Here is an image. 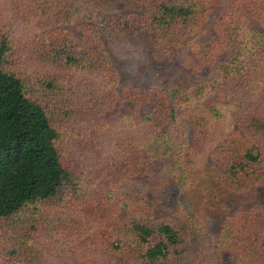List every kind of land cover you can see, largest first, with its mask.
I'll list each match as a JSON object with an SVG mask.
<instances>
[{"label":"trees","instance_id":"obj_1","mask_svg":"<svg viewBox=\"0 0 264 264\" xmlns=\"http://www.w3.org/2000/svg\"><path fill=\"white\" fill-rule=\"evenodd\" d=\"M136 2L140 13L105 27L175 46L203 34L219 7L196 51L212 75L117 90L98 28H65L73 0H0V264H264V206L210 232L195 217L155 215L136 178L162 161L191 195L212 159L226 190L264 182V0ZM119 101L130 106L121 114ZM113 139L114 151H99Z\"/></svg>","mask_w":264,"mask_h":264},{"label":"rangeland","instance_id":"obj_2","mask_svg":"<svg viewBox=\"0 0 264 264\" xmlns=\"http://www.w3.org/2000/svg\"><path fill=\"white\" fill-rule=\"evenodd\" d=\"M73 5L78 10V15L74 23L65 28L76 35L80 34L81 28L78 25L83 23H91L98 28L103 47L116 71L117 90L123 86H190L198 84L199 78L212 75L209 66L199 65L196 51L209 46L213 36L212 24L219 7L210 14L203 34L175 46L158 42L143 31L133 35L113 34L105 27L103 21L111 17L140 13L143 8L136 0H73ZM249 21L254 29L259 28L254 17L250 16ZM129 108L124 101L115 104L118 114ZM115 146L114 139L102 142L99 151L109 154L115 150ZM205 169L206 181L197 189H192L195 191L193 194L187 193L186 196L169 174L165 162L152 161L143 164L136 178L145 185L146 198L153 203L155 215L170 214L183 220H186V216L195 217L204 222L210 232L218 228L228 213L264 206V182L253 189L234 192L219 185L216 160L208 159ZM113 263L123 264L117 261ZM223 264H233L231 257L224 256Z\"/></svg>","mask_w":264,"mask_h":264}]
</instances>
